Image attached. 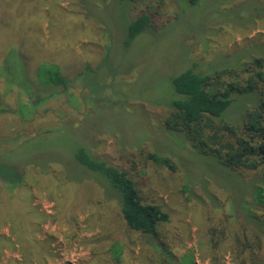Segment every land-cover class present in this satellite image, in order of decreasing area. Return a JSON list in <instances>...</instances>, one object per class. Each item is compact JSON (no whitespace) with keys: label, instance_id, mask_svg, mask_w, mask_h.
<instances>
[{"label":"rangeland","instance_id":"1","mask_svg":"<svg viewBox=\"0 0 264 264\" xmlns=\"http://www.w3.org/2000/svg\"><path fill=\"white\" fill-rule=\"evenodd\" d=\"M4 3L6 9L12 3L15 7L20 3L24 12L20 11L18 18L14 14L8 16L11 21H19V26L9 25L14 33L0 36V60L13 48V42L22 50L20 56L13 52L6 58L19 86L9 88L10 82L0 77V106L18 108L23 102L22 60L32 73L41 63L55 64L59 73L67 77V88H58L57 94L28 115L26 108L20 107L24 117L14 111L1 113L0 147L1 142L10 145L8 141L14 136L20 135V140L31 136L20 143V157L11 156L20 159L21 165L33 161L44 169L53 161L63 167L52 165L53 172L65 174L73 181L97 178L104 187L100 192L93 184L92 188L82 182H66L47 188L28 179L31 207L43 215L32 243L38 241L42 250L47 246V254L41 260L37 255L24 258L20 235L5 220L0 225V264L22 261L97 264L102 257L111 258L109 243L116 239L126 248L125 241L133 240L130 250L124 251L123 263L146 264L141 239L137 233L127 232L117 204L110 202L104 206L110 220L98 209L99 204L92 206L97 196L111 192L100 175L74 161L72 153L77 146H85L99 159L125 169L142 200L168 212L169 220L160 230L175 259L191 253L196 264H210L207 254L204 259L198 256L199 246L204 248L207 244V227L218 224L228 213L229 194L231 204L239 201L245 184L214 157L197 153L182 134L168 131L163 119L172 100L181 96L172 85V78L181 71L193 64L202 73H212L247 61L254 56L252 50L264 54V2L6 0ZM30 3L32 6L28 8ZM139 11L150 13L151 24L128 41L127 26ZM257 12L260 14L253 20L251 16ZM1 19L6 21L2 12L0 23ZM41 88L38 85L35 92L39 93ZM254 101L252 93L233 95L222 118L239 123L245 107ZM151 151L169 156L179 169L172 170L147 159L146 153ZM227 219L224 222L228 227L237 228L239 218ZM223 258L224 264H229L226 253Z\"/></svg>","mask_w":264,"mask_h":264},{"label":"trees","instance_id":"2","mask_svg":"<svg viewBox=\"0 0 264 264\" xmlns=\"http://www.w3.org/2000/svg\"><path fill=\"white\" fill-rule=\"evenodd\" d=\"M5 1L0 0V12L6 20L1 19L0 36L2 33L7 35L14 33L9 25L19 26V21L14 19L12 22L8 16L14 14L18 18L20 11L24 12L20 3L16 7L12 3V8L6 9ZM258 1L264 2V0ZM188 2L195 4L198 0H188ZM31 6V3L28 4V8ZM15 8L17 13L13 10ZM6 12L9 13L6 14ZM256 14L260 13L252 15L253 20ZM150 24V13L139 11L127 26V40L131 41ZM12 44L13 48L8 49L0 60V77L10 82L9 88L13 86L18 88L19 84L14 81L12 68L6 64V58L13 52L20 56L22 50L19 49L20 45L15 42ZM252 52L254 56L235 67L202 73L192 64L191 68L174 76L172 78L174 91L181 96L172 100L171 108L163 119V124L168 131L182 134L197 153L214 157L218 164L237 175L241 183L245 184V190L239 201L231 204L229 194L226 206L228 213L223 215V219L218 224H210L207 227V244L204 248L199 246L198 256L204 259L207 254L210 264H224L223 253L227 254L229 264H264V54L254 50ZM22 61L20 100L23 102H20L18 108H8L10 106L7 104L0 106V114L14 111L19 117H24L25 113L20 114V107L26 108V115H28L37 105L57 94L58 88L67 86V77L59 73L55 64L56 67L41 63L32 73L28 64ZM38 85L42 88L39 93H36ZM243 93H252L255 101L245 107L241 121L231 123L224 120L223 112L230 105L232 96ZM26 139L20 140L19 135L8 141L10 145L4 146V142H1L3 146L0 147V185L2 187L0 189V225L3 221L9 220L16 234L20 235L18 238H20V250L23 257L27 259L30 255H37L41 260L47 254V246L45 245L46 248L42 250L39 248L38 241L33 244L32 239H35L34 234L43 215L31 207V194L26 185L27 180L31 179L37 186L45 185L47 188L51 185L59 187L66 182L77 184L82 182L92 188V184L97 186L100 192H103L104 185L97 178L85 177L81 181H73L65 174L59 175L52 171L51 166L57 165L59 169L63 167L60 163L53 161L48 162L44 169L33 161L21 165L20 159L17 158L20 157V143ZM13 154L17 158L11 157ZM72 157L78 165L102 177L111 195L97 196L92 206L99 204L98 209L108 218L107 207L104 206L110 202L117 204L119 216L127 232H135L141 239V248L146 253V264L156 262L157 264H196L191 253L177 259L172 256L170 247L163 240L160 230L169 220L168 212L157 204L144 202L136 184L125 169L99 159L85 146H77L73 150ZM146 158L172 170L179 169L172 162V158L155 151L147 152ZM207 196L211 199L214 197L209 192ZM229 217L239 218L237 228L228 227L224 222ZM125 242L127 248L117 239L111 241L108 247L111 258L102 257L101 263L98 261L97 264H125L123 263L124 251L130 250L129 245L133 244V240ZM20 264H26V261Z\"/></svg>","mask_w":264,"mask_h":264}]
</instances>
